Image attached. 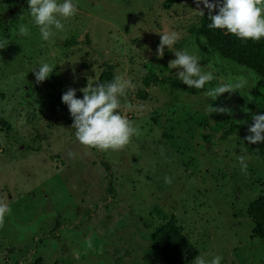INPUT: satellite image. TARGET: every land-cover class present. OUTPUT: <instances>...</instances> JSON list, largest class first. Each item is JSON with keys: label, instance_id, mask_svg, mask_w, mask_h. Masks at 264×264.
<instances>
[{"label": "rangeland", "instance_id": "obj_1", "mask_svg": "<svg viewBox=\"0 0 264 264\" xmlns=\"http://www.w3.org/2000/svg\"><path fill=\"white\" fill-rule=\"evenodd\" d=\"M165 1L74 0L78 11L62 21L65 30L43 41L27 0H0V41H8L0 49V202L11 207L0 227V264H163L152 256L151 235L170 218L197 256L264 264V240L247 213L264 194V142L244 139L252 116L264 114L259 77L198 49L189 32L200 16L195 0L168 10ZM22 24L30 35L18 34ZM172 31L180 39L158 58L160 34ZM71 39L76 45H66ZM180 50L213 72L204 92L161 83L144 88L147 74L178 78L168 62ZM41 61L54 70L37 84L32 70ZM109 67L113 79L134 85L117 111L139 133L116 151L81 145L61 99L88 79L96 84ZM241 78L243 88L214 101L205 96ZM209 104L230 114H209ZM242 154L246 173L237 160Z\"/></svg>", "mask_w": 264, "mask_h": 264}, {"label": "clouds", "instance_id": "obj_2", "mask_svg": "<svg viewBox=\"0 0 264 264\" xmlns=\"http://www.w3.org/2000/svg\"><path fill=\"white\" fill-rule=\"evenodd\" d=\"M28 12L32 23L38 27L43 41H49L57 32L65 30L62 21L70 19L77 14L78 5L74 0H27ZM196 9L201 16L207 9L209 29L223 30L243 41L258 42L264 37V0H195ZM201 5L203 8H201ZM216 12L213 15V12ZM18 34L30 35L26 25H20ZM159 34V33H158ZM180 39L175 31L160 34V43L156 48L158 58H163L165 46L169 50ZM8 41H0V49L7 47ZM175 59L168 62V67L177 69L178 79L189 88L202 89L206 83L215 79L212 71H204L199 57L189 54L187 50L173 51ZM53 66L41 61L39 66L32 70L36 83L45 81L53 72ZM246 79L237 82H224L205 92V96L216 100L224 93H232L243 88ZM134 87L131 81L116 76L111 82L94 84L88 79L87 86L79 89L83 98H77L76 89L69 88L62 95V102L67 105L75 129L77 141L89 148L97 150H121L130 141L133 135H138L137 127L123 116L119 111L121 97L125 96L127 89ZM206 111L211 113L230 114V109L208 105ZM252 125L248 128L249 135L244 139L249 144L264 142V114H254ZM242 152L245 149L241 150ZM69 159H75L77 153L69 150ZM242 172H247L246 156L237 157ZM165 183H171V177H165ZM11 214V207L0 202V227L4 226L5 216ZM87 244L91 247V239ZM223 257L214 256L210 261L203 256H196L191 264H221Z\"/></svg>", "mask_w": 264, "mask_h": 264}, {"label": "trees", "instance_id": "obj_3", "mask_svg": "<svg viewBox=\"0 0 264 264\" xmlns=\"http://www.w3.org/2000/svg\"><path fill=\"white\" fill-rule=\"evenodd\" d=\"M186 1L166 0L164 8L168 10L174 4ZM201 8H203L202 5ZM203 11L205 15L199 16L198 24L189 29V32L195 36L198 49L204 54L214 51L223 59L251 70L259 77L258 86L264 91V37L258 42L252 40L245 42L231 34H226L223 30L209 29L207 27V24L210 23L207 9H203ZM215 14L214 11L213 15ZM4 23L3 13H0V31ZM66 45H76V41L71 39L66 42ZM112 79V68L109 67L108 70L101 73L97 83H108ZM156 83L180 88L189 95H199L204 92V88H189L178 78L168 76L159 78L157 75L147 74L142 79L144 88H149ZM76 96L82 99L83 93L76 91ZM139 96L142 99L146 98L145 89L139 92ZM234 129L235 127L232 125L225 135H232ZM247 213L255 225L257 236L259 239L264 240V194L250 203ZM151 244L152 256L163 264H188L198 255L196 247L180 232L174 218H170L169 221L152 233Z\"/></svg>", "mask_w": 264, "mask_h": 264}]
</instances>
